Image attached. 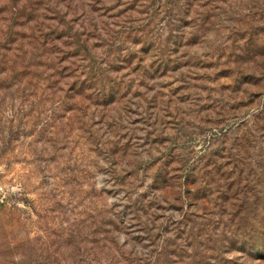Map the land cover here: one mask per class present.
I'll return each mask as SVG.
<instances>
[{"label": "rangeland", "instance_id": "rangeland-1", "mask_svg": "<svg viewBox=\"0 0 264 264\" xmlns=\"http://www.w3.org/2000/svg\"><path fill=\"white\" fill-rule=\"evenodd\" d=\"M0 264H264V0H0Z\"/></svg>", "mask_w": 264, "mask_h": 264}]
</instances>
